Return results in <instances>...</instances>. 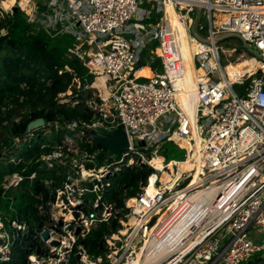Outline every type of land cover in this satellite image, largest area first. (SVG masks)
<instances>
[{
	"label": "built area",
	"instance_id": "obj_1",
	"mask_svg": "<svg viewBox=\"0 0 264 264\" xmlns=\"http://www.w3.org/2000/svg\"><path fill=\"white\" fill-rule=\"evenodd\" d=\"M21 1L0 0V18L14 15L17 8V14L37 29L71 34L74 43L68 54L79 58L95 79L109 78L106 94L94 86L95 79L88 82L86 87L94 90L95 97L88 104L102 120L83 126L110 131L123 127L130 141L129 150L99 167L96 154L82 147L86 134L80 125H67L72 134L41 159L48 170L65 169L66 179L54 199L39 206L47 220L43 231L50 239L44 243L50 251L43 258L30 256V264H69L79 238L102 223L110 224L122 212L120 227L104 236L103 256L93 259L78 248L82 264H143L149 246L163 243L164 255L152 264H243L264 252V242L247 235L251 229L264 231V70L233 77L229 70L233 64H222V55L231 59V52L215 43L218 34H238L252 52L257 51L260 59L255 56L250 61L262 64L264 0H25L29 9ZM167 4L178 14L175 27L167 18ZM196 8L207 11L209 43L191 33L190 16ZM157 14L159 21L149 23ZM57 21L66 27L48 28V23ZM181 26L194 69L203 71L196 78V93L190 95L193 113L178 102L179 85H185V91L191 85L186 80ZM146 49L162 61L164 71L138 77ZM175 136L187 141L189 148H183ZM141 141L146 146L140 148L154 149L150 156L136 148ZM166 141L185 150L184 160L159 155ZM159 158L161 168L153 164ZM182 164L188 167L182 170ZM143 165L154 173L139 184L136 195L125 198L124 208L115 212L104 205L99 212L111 179L124 168ZM151 177H156L154 194L148 192ZM22 180L14 175L5 188ZM89 196L94 198L86 204ZM85 205L92 212L86 213ZM12 229L25 226L13 222ZM14 237L0 215V263L10 262ZM53 240L60 245L51 247Z\"/></svg>",
	"mask_w": 264,
	"mask_h": 264
},
{
	"label": "trees",
	"instance_id": "obj_2",
	"mask_svg": "<svg viewBox=\"0 0 264 264\" xmlns=\"http://www.w3.org/2000/svg\"><path fill=\"white\" fill-rule=\"evenodd\" d=\"M160 17L161 14H157L148 22L156 24ZM73 43L71 34L37 29L22 14L0 18V215L15 235L10 262L0 264H30L32 255L39 258L49 255L50 249L40 237L47 220L40 215L39 206L54 199L66 179V170H48L41 159L62 145L67 134H72L67 125L76 122L82 127L102 120L88 104L94 98V90L86 86L95 77L79 58L68 54ZM187 61L188 74L197 76L191 59ZM256 66L258 63L252 61V67ZM146 67L155 73L164 71L162 61L148 49L142 53L138 69ZM249 69L250 62L242 68L241 75ZM39 119L44 120V126L28 132L29 124ZM82 147L96 154L99 167L108 163L106 151L101 147L92 148L88 135L84 136ZM98 149L103 151L98 153ZM159 155L167 160L182 161L185 150L166 141ZM115 159L118 158L112 161ZM153 173L148 167L124 168L111 179L98 211L104 210V205L111 206L115 212L124 208L125 198L136 195L139 184L146 183ZM14 175L23 180L17 186L5 188ZM91 198L94 197L89 196L86 204ZM84 211L92 212V208L85 205ZM122 215L123 212L115 214L110 224L102 223L85 238H79L69 264H82L76 255L79 247H83L90 258L103 256L106 252L104 236L120 227L118 218ZM13 222L25 229L13 230ZM243 264H264V252Z\"/></svg>",
	"mask_w": 264,
	"mask_h": 264
},
{
	"label": "rangeland",
	"instance_id": "obj_3",
	"mask_svg": "<svg viewBox=\"0 0 264 264\" xmlns=\"http://www.w3.org/2000/svg\"><path fill=\"white\" fill-rule=\"evenodd\" d=\"M35 1H37V0H35ZM40 1H42V0H40ZM56 1H59V0H56ZM177 11H178V9H177ZM181 14L185 15L186 14V10H182L181 11ZM197 16H198V9L196 8L195 9V13L193 15H191L190 17H192L193 18V21H195V19L197 18ZM58 17H60V16H58ZM58 17H57V19H58ZM216 17L218 19V16H216ZM50 18H55V15L54 14H51L50 15ZM173 19H174V14H173ZM41 22H42V20H41ZM131 23H136V22L135 21H132ZM138 23H143L144 24V22H138ZM172 24H174V22ZM216 24L214 23V25H216ZM144 25H146V24H144ZM49 27L65 28L66 25L64 23L58 24V21H57V24L48 23V28ZM201 27H202V29H201ZM210 28H211V22H210V20L208 18L207 11L205 9H203L201 11V13L199 15V19H198V32H199V34L201 36H203L204 38H206L207 35H208V31H209ZM182 33L185 34V32H183V30H182ZM219 45L222 46V48L225 49L226 52H231V54L233 56L231 59H229L228 58V55H222V64H223L224 67L226 66V64L228 62L232 63L233 65H237V64H240V62L249 61L250 62V69H249V71H252V70H254L256 68L257 69L259 68V70H264V68L263 69H260V67L264 66V64H263L264 62L262 64H260V65L258 64V66H256V67H252V61H250L251 59H253L252 56L254 55L258 59H260V58L258 57V54H257V51L256 50H254V52H252L251 48L250 47H246L242 43L241 40H239L237 38H231V39H227V40L222 41ZM184 50L187 51L188 53H192L191 46L189 48L188 42H187V45L184 47ZM245 66H243V68ZM229 70H230V74L233 77H237V76H240L241 75V73L239 72L240 71V68L238 66H232ZM149 74H152V70L148 68V70H146L144 72V75L143 76H146V75H149ZM143 80H145V78H141L140 79V81H143ZM108 82H109V78H107V77H97L95 79L94 86L95 87H98L104 94H106ZM191 94H193V93L190 92L189 95L186 96L187 99L189 98V96ZM61 98H64V95L61 96ZM93 99H91V100H93ZM63 102H70V101L67 100V99H63ZM89 102H90V100H89ZM17 143L19 144L18 141H17ZM135 146L138 149V151L143 152L145 150L148 154H152V152L154 150L153 148L152 149H147V150L146 149H142V148H140L138 142L135 143ZM102 151H103L102 149H98L97 150L98 153H100ZM0 160H1V158H0ZM247 235L249 236V238H251V239H253V240L257 241V242H259V241L264 242V231H259V230H253V229H251L247 233Z\"/></svg>",
	"mask_w": 264,
	"mask_h": 264
},
{
	"label": "water",
	"instance_id": "obj_4",
	"mask_svg": "<svg viewBox=\"0 0 264 264\" xmlns=\"http://www.w3.org/2000/svg\"><path fill=\"white\" fill-rule=\"evenodd\" d=\"M202 9L198 8V16L195 19L192 28L191 33L194 37L197 39L209 43V39H205L201 37L197 32V24L199 15L201 13ZM14 14L16 15L18 13V9L14 8L13 10ZM25 20H27V17H24ZM231 38H237L242 41V43L248 47V43L238 34L234 33H225V34H218L215 37V43L220 44L222 41L231 39ZM45 124L43 119L36 120L29 124L28 126V132H31L33 129H39L43 127ZM81 131H83L86 135H88L91 138V146L92 148L101 147L106 151L105 155V161L109 162L113 158L120 156L122 153L126 152L130 148V141L127 132L123 127H121L118 131H110L106 128H103L102 126H96L95 128H87L85 126H82ZM140 147H145V142H139ZM144 167V165H143ZM63 223L60 222V225ZM71 228L68 227L66 231H70ZM56 231L58 229L56 228ZM79 230H77L76 234H78ZM41 238L43 242H47L50 239V234L47 230H44L41 233ZM49 245L53 248L58 247L60 245L59 240H53L49 243Z\"/></svg>",
	"mask_w": 264,
	"mask_h": 264
},
{
	"label": "bare ground",
	"instance_id": "obj_5",
	"mask_svg": "<svg viewBox=\"0 0 264 264\" xmlns=\"http://www.w3.org/2000/svg\"><path fill=\"white\" fill-rule=\"evenodd\" d=\"M199 2H202V0H199ZM21 3L26 5L27 9L30 8V4H28L29 3L28 1L22 0ZM173 21H174L175 25H178V14L175 11H174V19H173ZM194 49H195V46H194ZM191 55L192 54L189 55L186 52L184 53L185 64H186V73H187V77H188V78H186V80H189L191 82V85H190V88L188 87L186 89V91H185V85H184V87L181 84L179 85L180 92L178 94V102L184 109H186V110L190 111L191 113H193L194 112V105H193V103H192V101L190 99V96H189L188 99L186 97V96L189 95L190 92L194 93V94L196 93L195 91H196V78H197V76L193 77L192 75L188 74V61H187V59L191 58ZM244 63H246V61L240 62V64H244ZM146 70H148V68H145L142 71L140 70L137 73V76L138 77H141V76L142 77H152V74L143 76L144 72ZM199 71L201 73V75H199V76H202L203 75V71H201V70H199ZM186 80H185V84H187ZM175 139L180 143V145L183 148H189V143L187 141L180 140V139H178L177 136H175ZM153 164L156 167L161 168V165H162L161 159L160 158L159 159H155L153 161ZM187 167L188 166L186 164H182L181 165L182 170H185ZM163 178L168 179V175L164 174ZM155 179H156V177H151V179H150V185H149V188H148V192L150 194H154L156 192L155 187H154ZM170 243H171V240L169 241L168 244H170ZM165 245L166 244L163 243V244H159V245L149 246L150 248H149L148 252L145 254V258H144L143 264H152L157 258H161L164 255L163 250H164V246Z\"/></svg>",
	"mask_w": 264,
	"mask_h": 264
},
{
	"label": "crops",
	"instance_id": "obj_6",
	"mask_svg": "<svg viewBox=\"0 0 264 264\" xmlns=\"http://www.w3.org/2000/svg\"><path fill=\"white\" fill-rule=\"evenodd\" d=\"M167 18H169L170 19V21H171V24L174 22L173 21V14H174V8H173V5L172 4H167ZM172 26H174L175 27V25L174 24H172ZM180 29H181V31L183 30V32H185L184 31V28L183 27H180ZM182 36H183V41H184V47L187 45V36H186V33L184 34V33H182ZM193 48H194V46H193ZM187 54H192V53H188L187 51H185ZM191 59V58H190ZM191 61H192V59H191ZM249 64V61H246V63H244V64H237V65H233V66H238L239 68H240V73H242V68H243V66H247ZM245 66V67H246ZM146 68H149V69H151L150 67H146ZM143 69H145V68H142V69H140L141 71L143 70ZM152 70V69H151ZM198 72V74L199 75H201V73H200V71H197ZM155 72H153L152 71V75L154 74ZM197 74V75H198ZM191 75L193 76V77H196V73H191Z\"/></svg>",
	"mask_w": 264,
	"mask_h": 264
}]
</instances>
